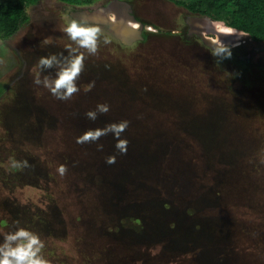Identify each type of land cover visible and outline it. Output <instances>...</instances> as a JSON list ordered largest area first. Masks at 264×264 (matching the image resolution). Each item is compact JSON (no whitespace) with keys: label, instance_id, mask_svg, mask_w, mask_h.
I'll return each instance as SVG.
<instances>
[{"label":"rangeland","instance_id":"374dc122","mask_svg":"<svg viewBox=\"0 0 264 264\" xmlns=\"http://www.w3.org/2000/svg\"><path fill=\"white\" fill-rule=\"evenodd\" d=\"M26 11L29 23L0 39V233L24 227L39 234L49 264H112L101 255L108 244L93 238L98 228L86 220L100 210L103 188L121 185L135 199L159 203L169 227L182 226L183 238L197 243V254L211 255L217 242L220 264H264V43L240 30L223 37L214 29L223 22L168 0L86 7L39 0ZM125 15L159 32L127 43L108 21L133 19ZM73 19L103 35L98 53H85L80 91L64 101L34 79L55 78L38 61L75 47L62 30ZM214 39L231 48L230 58L212 54ZM101 103L109 111L87 118ZM121 121H128L120 137L126 154L112 134L77 143L86 131ZM109 156L115 163H106ZM155 235L141 250L160 256L166 242ZM183 238L171 248L186 256ZM178 254L170 262L167 255L168 264L193 259Z\"/></svg>","mask_w":264,"mask_h":264},{"label":"trees","instance_id":"16d2710c","mask_svg":"<svg viewBox=\"0 0 264 264\" xmlns=\"http://www.w3.org/2000/svg\"><path fill=\"white\" fill-rule=\"evenodd\" d=\"M39 0H0V39H8L25 24L29 23L30 16L26 9L35 5ZM67 5L86 7L96 0H59ZM187 11L205 16L213 21H221L230 28H235L247 33L248 37L258 43H264V0H172ZM103 188L101 198L97 202L96 216L88 218L98 228L96 240H101L108 245L103 246L102 258L112 264H168L169 258L177 259L172 255L178 254L172 251L173 243L183 238L182 226L173 229L167 212H163L159 203L151 202V199L138 200L132 196L125 187ZM118 189V190H117ZM120 190V191H119ZM160 229V230H159ZM162 232L163 234H161ZM152 234V238L146 235ZM166 243L160 256L142 251L141 246L150 244L154 236ZM166 234V235H165ZM159 238V237H158ZM189 253L186 256L178 254V260L192 259L188 264H220L217 256L224 253L223 246L216 242L210 252L212 254H197V243L188 237L183 238ZM218 239V238H217ZM170 244V245H169ZM184 253V252H182ZM201 254V256H200ZM184 255V254H183ZM199 255V256H198ZM143 256V257H140ZM182 256V257H181ZM206 260V261H204ZM197 261H199L197 263ZM230 260L227 257L226 262ZM186 264V263H185Z\"/></svg>","mask_w":264,"mask_h":264},{"label":"clouds","instance_id":"9594fccd","mask_svg":"<svg viewBox=\"0 0 264 264\" xmlns=\"http://www.w3.org/2000/svg\"><path fill=\"white\" fill-rule=\"evenodd\" d=\"M63 32L75 44L66 47L67 55H50L41 57L38 61L41 72L44 70L55 69V78L48 75L41 78L37 73L34 83L48 89L51 94L59 100H70L80 89L77 81L79 80L85 67V53L88 55H96L98 53L102 29L99 26L90 25L86 22H78L73 19L63 29ZM225 32H231V29H223ZM105 45L111 43L107 38H103ZM83 50V51H81ZM212 54L221 60L230 58L232 51L230 47L217 44ZM89 89H85L88 91ZM109 111V105L98 104L95 110L86 112L87 118L95 121L98 114H106ZM128 121L111 123L104 128L86 131L77 138V143H93L98 141L102 136L112 134L116 138V149L121 154L127 153V140L121 139V134L127 129ZM98 150H102L103 145L97 146ZM106 163H115V157L106 158ZM59 175L64 176L67 168L64 165L58 167ZM45 242L39 234L24 228L10 232L0 233V264H49V261L43 255Z\"/></svg>","mask_w":264,"mask_h":264},{"label":"bare ground","instance_id":"6f19581e","mask_svg":"<svg viewBox=\"0 0 264 264\" xmlns=\"http://www.w3.org/2000/svg\"><path fill=\"white\" fill-rule=\"evenodd\" d=\"M114 14H115V13H114ZM115 15H116V14H115ZM112 22H113V21H112ZM114 22H115L116 24H119L120 22L125 23L126 26H124V27H125V28H128L130 31H136V30L140 29V27H141V24H140L138 21H136L135 19H129L128 21H122V20H120V19L118 18V19L114 20ZM149 29H151V30H155L152 26H151ZM214 29H215L220 35H222L223 37H230V38L236 36V35L240 32V31H238V30H235V29H233V28H230V27L225 26V25H222V24L215 25ZM223 29H231L232 31H231V32H225V31H223ZM118 33H119L121 36H123V38H125V37H127V35H129V34H127L128 32H125L124 30L121 31V32H118ZM220 39H221V38H220ZM220 39H218V40H217V39H214L213 42H216V43L222 45V44H223V41H221ZM232 43H233V45H236V46H237L238 44H240V41L233 39Z\"/></svg>","mask_w":264,"mask_h":264},{"label":"water","instance_id":"95a60500","mask_svg":"<svg viewBox=\"0 0 264 264\" xmlns=\"http://www.w3.org/2000/svg\"><path fill=\"white\" fill-rule=\"evenodd\" d=\"M113 9V5H111L110 7H109V9ZM101 9V8H100ZM106 10H107V8H105ZM108 9V10H109ZM100 12H104V8H102V10H99ZM105 13V15L107 16V14H106V11L104 12ZM126 17H130V18H135V17H133V16H130V15H125ZM108 17H110V16H108ZM108 21L110 22V24L111 25H113L115 28H116V30H118V32L121 30V31H125V32H128L127 34H129V37H126L127 39H124L123 38V36H121L119 33H117V36H119L123 41H125V42H127V43H130V42H132L133 40H135V39H137V38H142L141 37V33H142V29H143V27L142 28H140V30H137V31H130L128 28H125L124 26H122V25H124V24H122V22H120L119 24H116L114 21L113 22H111V20H109L108 19ZM126 25V24H125ZM235 29V28H234ZM235 30H238V29H235ZM241 31V30H240ZM242 32V34H247L246 32H244V31H241ZM239 37V36H238ZM229 40V39H228ZM238 46V45H237ZM237 46H234V47H237Z\"/></svg>","mask_w":264,"mask_h":264},{"label":"flooded vegetation","instance_id":"af4514ba","mask_svg":"<svg viewBox=\"0 0 264 264\" xmlns=\"http://www.w3.org/2000/svg\"><path fill=\"white\" fill-rule=\"evenodd\" d=\"M168 1H170V2H172V3H174L172 0H168ZM175 4V3H174ZM67 5V4H66ZM67 6H71V5H67ZM189 12V11H188ZM191 13V12H190ZM191 14H193V15H197V14H194V13H191ZM135 19H137V18H135ZM136 21H138L140 24H141V27L140 28H142L143 27V29H142V31L144 32V31H146V33H151V31L153 32H155V30H151V29H149L150 31H148L146 28H147V26H149V25H151L152 26V24H148L147 22H145V21H143V20H139V19H137ZM193 24H194V22H193ZM154 29H155V27L154 26H152ZM138 30H140V29H138ZM160 30H162V29H160ZM156 32H159V30L157 29V31ZM161 32V31H160ZM124 39H127L126 37L124 38ZM142 39V38H141ZM235 40H238V39H235ZM239 45V44H238ZM233 46H236V45H233Z\"/></svg>","mask_w":264,"mask_h":264},{"label":"built area","instance_id":"2783aa9c","mask_svg":"<svg viewBox=\"0 0 264 264\" xmlns=\"http://www.w3.org/2000/svg\"><path fill=\"white\" fill-rule=\"evenodd\" d=\"M110 18H111V16H110ZM150 27H151V25L147 26L146 29H147L148 31H150V30H149ZM156 31H157V29L155 28V32H156ZM151 32H152V31H151ZM153 32H154V31H153Z\"/></svg>","mask_w":264,"mask_h":264}]
</instances>
